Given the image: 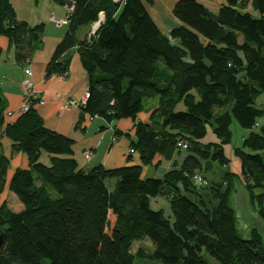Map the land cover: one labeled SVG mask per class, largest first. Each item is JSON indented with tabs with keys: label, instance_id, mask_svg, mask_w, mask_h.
I'll list each match as a JSON object with an SVG mask.
<instances>
[{
	"label": "trees",
	"instance_id": "trees-1",
	"mask_svg": "<svg viewBox=\"0 0 264 264\" xmlns=\"http://www.w3.org/2000/svg\"><path fill=\"white\" fill-rule=\"evenodd\" d=\"M172 15L179 24L166 35L141 0H74L44 79L65 75L74 51L89 95L79 108L106 123L132 120V137L118 130L114 136L129 138L140 164L84 171L72 157V140L44 126L36 100L5 125L2 107L0 139L11 142V154H24L28 167L16 168L7 184L22 209L14 212L0 199V264H134L142 257L159 264H264L261 234L251 228L242 236L230 205L240 182L264 224V120L255 125L264 115L258 104L264 0H225L215 12L197 0H178ZM43 32L0 0V36L18 64L29 62ZM149 101L156 103L149 121H135ZM233 122L248 132L232 148L240 174L207 181L229 163L223 147L230 145ZM207 131L217 142H201ZM181 142L185 150L177 147ZM42 152L48 165L39 161ZM182 155L161 177H141L156 156ZM8 167L0 146V197ZM195 174L207 185H194ZM157 198L169 213L153 207ZM142 240L152 252L133 255L132 244Z\"/></svg>",
	"mask_w": 264,
	"mask_h": 264
},
{
	"label": "crops",
	"instance_id": "crops-1",
	"mask_svg": "<svg viewBox=\"0 0 264 264\" xmlns=\"http://www.w3.org/2000/svg\"><path fill=\"white\" fill-rule=\"evenodd\" d=\"M8 1L19 21H23L30 26L43 25L44 32L42 34L41 45L34 50L29 62L24 65L18 64L13 59L12 48L9 46L8 40L0 36V96L3 100V110L1 113L4 121L3 125L13 122L22 114L20 111L25 93L22 82L25 79L24 69L29 66L31 71L30 79L33 82L34 91L44 101L43 105L35 107L37 113L42 118L44 126L47 129L72 140V157L79 168L88 171L97 165H101L107 169L127 165H139L138 155L135 152L130 153L129 138L126 136L115 138L114 136V131L118 130L132 137L134 124L132 120L121 119L112 123H106L98 117L89 118L82 113L80 108L59 110L62 101L67 98L79 100L87 92L86 74L80 65L77 54L71 56L68 72L65 75L52 76L48 80L44 79L45 66L50 60L55 46L66 32L67 23L63 22L66 11L63 5L55 0ZM141 1L145 5L149 16L162 33L168 34L173 27L179 24V21L172 15L173 5L178 0ZM219 2L220 4L217 7L214 5L208 7L203 2L201 3L211 12H215L223 4L221 0ZM260 98H264V96ZM155 108V101H149L145 112L138 114L135 121L148 122L149 116ZM7 112H12L14 116H5ZM3 125L0 126V134L3 131ZM247 134V131L244 134L241 131L239 136L245 138ZM201 142H217V139L210 131H207L205 138ZM230 145L223 147L224 154L229 161L234 160L233 147L231 146V148ZM240 145L241 141L238 146ZM0 146L3 155L9 160V167L6 173V187L0 199L6 200L10 208L8 199L12 196L10 195L12 193L7 191V184L14 170L16 168L26 169L28 162L26 156L22 153L11 154V142L7 138L2 137L0 139ZM228 149L230 150L229 154L226 151ZM85 151L90 152L88 160L83 158ZM182 157L183 155L180 157L174 156L172 160L166 161L156 156L152 164L142 167L141 175H150L155 178L161 177L171 168L173 161L179 164ZM39 161L44 165H48V155L42 152ZM3 194H5V197H2ZM154 205L156 208L166 211V213L170 212L168 203L161 198L155 199ZM16 206L19 208V205Z\"/></svg>",
	"mask_w": 264,
	"mask_h": 264
},
{
	"label": "rangeland",
	"instance_id": "rangeland-1",
	"mask_svg": "<svg viewBox=\"0 0 264 264\" xmlns=\"http://www.w3.org/2000/svg\"><path fill=\"white\" fill-rule=\"evenodd\" d=\"M200 1L203 2L205 5H207L208 7L212 5L217 7L220 4L219 0H200ZM221 2L224 3L225 0H221ZM70 54L72 56L73 54H76V53L72 51ZM260 97L258 98V101H259L258 104L261 105L264 109V98H260ZM230 130H231L230 147L238 146L241 141V137L239 136V134L241 133V131L244 134L245 131L240 129L234 122L231 124ZM226 151H228L227 153L229 154L230 150L228 149ZM228 171H232L236 174H240V164H239V161L235 157H234V160L233 159L230 160L227 166L222 168V170L214 169L212 174H209L210 176L206 175L207 177L206 180L209 181V179H214V178L217 179L219 173L222 174ZM141 177L144 178V177H151V176L142 174ZM113 183L114 181L109 182L110 185H113ZM10 195H12L11 196L12 199L10 196H9L10 198L8 199L10 208L12 211L18 212L19 210L22 209V205L18 202V200L13 194H10ZM2 197H5V194H3ZM16 205H19V208H17ZM230 205L235 211L236 218H237V225H238V229L241 235L244 237H248V234L251 228H255L259 231L264 241V224L261 222V220L257 216L255 204L254 205L251 204L249 197L243 185H241L240 182H235L234 191L230 198ZM153 207H155L154 204H153ZM165 214H166V211H165ZM140 250L145 256L149 255L152 252V246L150 242L148 240L134 242L130 249L133 255H136ZM46 262L47 261H45V264ZM134 264H159V263L152 262L146 257H142V258H135Z\"/></svg>",
	"mask_w": 264,
	"mask_h": 264
},
{
	"label": "built area",
	"instance_id": "built-area-1",
	"mask_svg": "<svg viewBox=\"0 0 264 264\" xmlns=\"http://www.w3.org/2000/svg\"><path fill=\"white\" fill-rule=\"evenodd\" d=\"M64 1V4H63V7L65 9V11L67 13H70L73 9V5H74V0H63ZM62 22V21H60ZM64 23H67V18H65L63 20ZM98 26V22L95 23L92 28H91V34L94 33L95 29L97 28ZM24 74H25V79L23 80L22 82V87H23V90L25 91L24 93V97H23V100H22V104H21V113H23L24 111H26L29 107V104H30V101L31 100H36L35 102V105L34 106H40V105H43L44 104V101L38 96V94L34 91V85H33V82L31 81L30 77H31V71H30V68L29 66H27L25 69H24ZM88 93L86 92L83 97L79 100H73L71 98H67L66 100L62 101L60 106H59V110L60 111H64V110H69V109H77L79 107H81L82 105L85 104L87 98H88ZM5 116L7 117H13L14 114L12 112H7L5 114ZM264 120V115L262 118L258 119L256 121V126L259 125V123ZM177 147H179L180 149L182 150H185L187 148V145L185 142H181V143H178L177 144ZM133 151L130 150V153H132ZM89 156H90V152L89 151H85L83 153V158L85 160H88L89 159ZM192 182L194 183V185L198 186V187H203V186H206L207 185V182L206 180H204L200 175L198 174H195L193 177H192Z\"/></svg>",
	"mask_w": 264,
	"mask_h": 264
},
{
	"label": "water",
	"instance_id": "water-1",
	"mask_svg": "<svg viewBox=\"0 0 264 264\" xmlns=\"http://www.w3.org/2000/svg\"><path fill=\"white\" fill-rule=\"evenodd\" d=\"M3 106V100L0 96V112ZM4 238H5V232L0 231V249L2 248L3 244H4Z\"/></svg>",
	"mask_w": 264,
	"mask_h": 264
},
{
	"label": "bare ground",
	"instance_id": "bare-ground-1",
	"mask_svg": "<svg viewBox=\"0 0 264 264\" xmlns=\"http://www.w3.org/2000/svg\"><path fill=\"white\" fill-rule=\"evenodd\" d=\"M172 43H175V41H172Z\"/></svg>",
	"mask_w": 264,
	"mask_h": 264
}]
</instances>
